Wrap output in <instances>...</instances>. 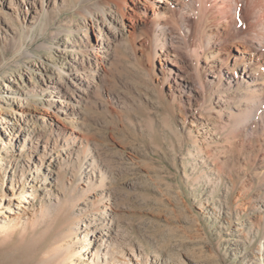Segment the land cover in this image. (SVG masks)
Here are the masks:
<instances>
[{
    "label": "rangeland",
    "instance_id": "rangeland-1",
    "mask_svg": "<svg viewBox=\"0 0 264 264\" xmlns=\"http://www.w3.org/2000/svg\"><path fill=\"white\" fill-rule=\"evenodd\" d=\"M127 1H0V264H264V46Z\"/></svg>",
    "mask_w": 264,
    "mask_h": 264
},
{
    "label": "bare ground",
    "instance_id": "bare-ground-1",
    "mask_svg": "<svg viewBox=\"0 0 264 264\" xmlns=\"http://www.w3.org/2000/svg\"><path fill=\"white\" fill-rule=\"evenodd\" d=\"M0 1L4 2V0H0ZM81 1L82 2H88L90 0H80V2ZM137 1L138 2L135 1L136 5L139 3L140 0H137ZM190 2H191V0H184V1L180 0L177 2V4H181V8H180L181 14L185 13V12L189 13V11L187 10L188 9L187 4ZM195 2L197 4V6L194 9L196 10L197 15H199V12H200V14H202L205 11L207 13H212V16H211L212 21L217 23V24L223 23L226 25V28H231V27L232 28L233 27L239 28L238 26H241V24L244 25L247 22L246 23V25H247L246 31H245V35L243 38H244L245 42L248 44V47L253 48L252 50H256L255 49L256 46L261 47V48L264 46V0H195ZM114 3H115V6H114L115 9H114V7L113 8H110V7L109 8H103V7L99 8L98 7L100 9L101 13L96 12L95 10H87L86 16L89 18H91V17L95 18L96 17V22L98 21L97 18L100 15L106 16L107 17L106 20H109L108 18H111L112 20L119 21L118 20L119 15H121V18L125 17L124 7L128 4V1L127 0H115ZM152 6H153L154 17H155L157 15L156 4L153 3ZM193 7L194 6H192V8ZM243 9H245V11H243ZM117 12H119V13H117ZM191 12H194V10H191ZM191 12H190V14H191ZM46 17H47V8H45L43 5L41 14L38 16L37 21L33 25H38L41 22V20L45 19ZM246 18L248 21L245 22ZM132 19H133V17H132ZM26 20L27 19L25 18V21ZM5 21L7 23L11 24V22H13V17L6 15ZM32 22L34 23V21H32ZM84 26H86V25H84ZM27 28L29 29V31L31 30V28H29V27H27ZM33 31H34V29H33ZM118 32H120V31L118 30ZM246 34H247V36H246ZM102 48H103V52L106 53L105 58L108 59L109 58L108 56H110V53H111L110 45L106 44V46H102ZM237 49H238V51H242L240 46H238V45H237ZM79 50L83 56L85 55L87 57L86 59H88L89 62H90V60L91 61L94 60L93 57L91 56L92 52H94L93 49H91V52H89V53H87V51L84 49H79ZM174 50H176V49H174ZM174 50H173V52H175ZM175 54H177V53H175ZM238 57L244 58L243 55H241V56L238 55L236 60L239 59ZM227 58L228 57H225L226 60H227ZM244 61H248V63L251 64L253 61V57L249 60L245 58ZM238 62H241V61H238ZM80 63H82V62H79L78 60L73 59V61L71 63L70 74L72 75V78L74 80H76L75 83L72 80L73 84L76 86L80 85V87L77 86L78 89L80 90V92L86 93L88 88L85 87V89H84L83 87L86 86V84L88 86V81L85 80L87 82L84 83V79H85L84 76L86 75V77L89 78V69L84 67V65H83L84 63L83 64H80ZM225 65H227V64L225 63ZM89 66H90V64H89ZM97 68H98V66L94 67V72H96V73H98ZM244 68L246 69V66H244ZM62 72L64 73L63 69H62ZM78 98H81L80 93L78 95ZM60 102H61V108H59V109H60V111H62L64 113L67 112L72 106V103L70 101H69V103H68V101H65V100L60 101ZM2 121H3V123L5 122V120H2ZM10 134H13V133L11 132ZM103 233L107 236L114 237L113 239H115L116 236H118V234H116V236H115V235L106 234L105 232H103ZM131 254L135 255V252L132 251ZM135 256L137 259H139L137 255H135ZM138 263H140V262H138Z\"/></svg>",
    "mask_w": 264,
    "mask_h": 264
}]
</instances>
